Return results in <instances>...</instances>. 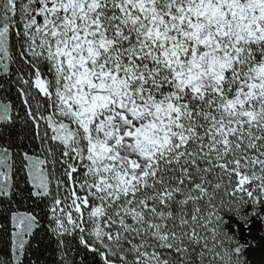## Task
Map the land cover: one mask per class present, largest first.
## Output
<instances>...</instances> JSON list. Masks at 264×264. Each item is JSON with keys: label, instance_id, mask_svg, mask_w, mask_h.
<instances>
[{"label": "snow or ice", "instance_id": "obj_1", "mask_svg": "<svg viewBox=\"0 0 264 264\" xmlns=\"http://www.w3.org/2000/svg\"><path fill=\"white\" fill-rule=\"evenodd\" d=\"M0 201V264H249L264 0H0Z\"/></svg>", "mask_w": 264, "mask_h": 264}, {"label": "trees", "instance_id": "obj_2", "mask_svg": "<svg viewBox=\"0 0 264 264\" xmlns=\"http://www.w3.org/2000/svg\"><path fill=\"white\" fill-rule=\"evenodd\" d=\"M14 95V90L13 93ZM23 176L21 175L18 180L23 181ZM20 187L24 188L25 185L20 183ZM16 205L21 207V210H28L34 207L33 201L28 200L26 202H22L19 199L16 201ZM16 205H13L15 207ZM42 207V206H41ZM9 206L7 202L0 201V223L7 222V213L9 212ZM35 211L40 212V207H35ZM42 215V213H41ZM234 218H229L230 222ZM7 242V236L3 233H0V248H3ZM54 255V245L48 242V237L43 233H39L37 239L33 241V249L29 254V260L35 261L36 264H52V258ZM91 260V257H88ZM247 260L249 262V257L247 254ZM28 264V261H26Z\"/></svg>", "mask_w": 264, "mask_h": 264}, {"label": "rangeland", "instance_id": "obj_3", "mask_svg": "<svg viewBox=\"0 0 264 264\" xmlns=\"http://www.w3.org/2000/svg\"><path fill=\"white\" fill-rule=\"evenodd\" d=\"M261 229L264 231V225H260L258 223L253 226L252 229L242 232V236L246 240L253 241V238H255L251 249L247 253L249 257V264H261L262 260L264 263V235L261 233ZM261 249L263 251L262 254Z\"/></svg>", "mask_w": 264, "mask_h": 264}, {"label": "flooded vegetation", "instance_id": "obj_4", "mask_svg": "<svg viewBox=\"0 0 264 264\" xmlns=\"http://www.w3.org/2000/svg\"><path fill=\"white\" fill-rule=\"evenodd\" d=\"M261 233L264 235V231H263L262 229H261ZM258 236H260V235H258ZM261 242H262V241H261ZM260 247H261V246H260ZM261 248H262V247H261ZM262 252H263V251H262V249H261V254H262ZM261 264H264V263H263V260H262Z\"/></svg>", "mask_w": 264, "mask_h": 264}]
</instances>
